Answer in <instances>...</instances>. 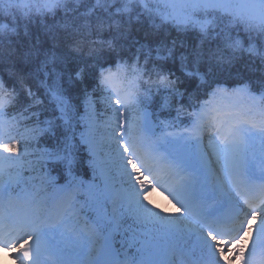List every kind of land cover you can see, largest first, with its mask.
<instances>
[{"label": "snow or ice", "instance_id": "snow-or-ice-1", "mask_svg": "<svg viewBox=\"0 0 264 264\" xmlns=\"http://www.w3.org/2000/svg\"><path fill=\"white\" fill-rule=\"evenodd\" d=\"M2 252L264 264V0H0Z\"/></svg>", "mask_w": 264, "mask_h": 264}, {"label": "trees", "instance_id": "trees-1", "mask_svg": "<svg viewBox=\"0 0 264 264\" xmlns=\"http://www.w3.org/2000/svg\"><path fill=\"white\" fill-rule=\"evenodd\" d=\"M69 2H71V0H69ZM84 2L87 3L88 1L87 0H84ZM61 15H63V13H61ZM132 31H133L134 35H136L137 37H139L141 39H144L145 36H146V33H150L151 32V24L148 23V22L139 23V25L133 23V25H132ZM104 35H107V32H105ZM172 35L175 36L176 34L173 33ZM147 39L152 40V41H155L156 39H158V37H155V36H152V35H148L147 36ZM188 39L191 42H195L194 37H192V36H189ZM82 55H84V52L82 53ZM247 55L248 54L245 53V56H247ZM84 56H86V55H84ZM242 64H243V62H241V65H238L237 68H242ZM236 70L237 69H233V71H236ZM177 74H179V73H177ZM228 82H231L230 84H232V82H234V81L233 80H229Z\"/></svg>", "mask_w": 264, "mask_h": 264}, {"label": "rangeland", "instance_id": "rangeland-1", "mask_svg": "<svg viewBox=\"0 0 264 264\" xmlns=\"http://www.w3.org/2000/svg\"><path fill=\"white\" fill-rule=\"evenodd\" d=\"M153 199L155 200V202L160 205V206H163L167 211H176L175 207L174 206H171L167 203L166 199L163 198L162 195L158 194L157 193V196L154 195L153 196ZM2 255H4V253H1ZM6 262H8V260L6 259L5 260Z\"/></svg>", "mask_w": 264, "mask_h": 264}, {"label": "bare ground", "instance_id": "bare-ground-1", "mask_svg": "<svg viewBox=\"0 0 264 264\" xmlns=\"http://www.w3.org/2000/svg\"><path fill=\"white\" fill-rule=\"evenodd\" d=\"M7 255L9 256V254H7ZM0 256H2V258L4 259V261L6 260V257H4L3 255H0ZM5 264H15V262H12V261H10V259H8V262L5 261Z\"/></svg>", "mask_w": 264, "mask_h": 264}]
</instances>
